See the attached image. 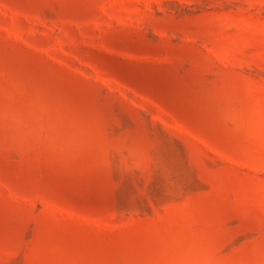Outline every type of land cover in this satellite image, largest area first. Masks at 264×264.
Returning <instances> with one entry per match:
<instances>
[{
    "label": "rangeland",
    "instance_id": "rangeland-1",
    "mask_svg": "<svg viewBox=\"0 0 264 264\" xmlns=\"http://www.w3.org/2000/svg\"><path fill=\"white\" fill-rule=\"evenodd\" d=\"M0 264H264V0H0Z\"/></svg>",
    "mask_w": 264,
    "mask_h": 264
}]
</instances>
